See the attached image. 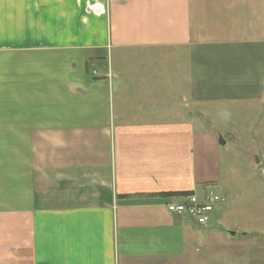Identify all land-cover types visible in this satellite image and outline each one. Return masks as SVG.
Masks as SVG:
<instances>
[{
  "label": "crops",
  "instance_id": "1",
  "mask_svg": "<svg viewBox=\"0 0 264 264\" xmlns=\"http://www.w3.org/2000/svg\"><path fill=\"white\" fill-rule=\"evenodd\" d=\"M229 142L264 179V0H0V264H187Z\"/></svg>",
  "mask_w": 264,
  "mask_h": 264
},
{
  "label": "rangeland",
  "instance_id": "2",
  "mask_svg": "<svg viewBox=\"0 0 264 264\" xmlns=\"http://www.w3.org/2000/svg\"><path fill=\"white\" fill-rule=\"evenodd\" d=\"M243 114L234 122L237 132L255 136L256 129L243 131L251 121L248 113ZM231 127V123L218 121L215 130L226 137ZM230 148L229 142L220 149V186L212 188L214 193L225 195L226 202L213 214L214 228L194 232V252L187 264H264V194L259 189H264V179L257 174L247 176L245 166L231 159ZM220 226L234 230L236 236L221 232Z\"/></svg>",
  "mask_w": 264,
  "mask_h": 264
},
{
  "label": "built area",
  "instance_id": "3",
  "mask_svg": "<svg viewBox=\"0 0 264 264\" xmlns=\"http://www.w3.org/2000/svg\"><path fill=\"white\" fill-rule=\"evenodd\" d=\"M226 202V197L208 188L201 196L192 194L185 201L167 205V211L175 217H184L199 227H205L214 210Z\"/></svg>",
  "mask_w": 264,
  "mask_h": 264
},
{
  "label": "water",
  "instance_id": "4",
  "mask_svg": "<svg viewBox=\"0 0 264 264\" xmlns=\"http://www.w3.org/2000/svg\"><path fill=\"white\" fill-rule=\"evenodd\" d=\"M219 143L220 144H224V142L222 141L221 138H219ZM219 230L222 231L223 233L229 235L231 238H234L236 236V232L234 230H230V229H226V228H223V227H219Z\"/></svg>",
  "mask_w": 264,
  "mask_h": 264
}]
</instances>
